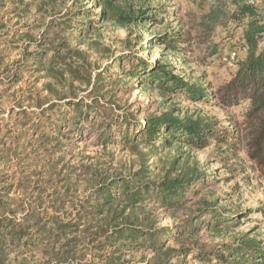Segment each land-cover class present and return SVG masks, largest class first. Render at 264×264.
Segmentation results:
<instances>
[{
	"label": "trees",
	"instance_id": "trees-1",
	"mask_svg": "<svg viewBox=\"0 0 264 264\" xmlns=\"http://www.w3.org/2000/svg\"><path fill=\"white\" fill-rule=\"evenodd\" d=\"M57 1L0 0V9L12 7L26 18L25 27L32 23L24 31L29 41L20 61L5 66L9 51L0 49V84L6 86L0 99L16 87L21 69L28 66L42 74L40 79L61 82L67 75L90 89L86 102L71 92L59 95L48 83L43 90L53 98L34 99L39 111L20 103L5 126L1 120L0 264L21 258L20 264H37L25 257L38 250L44 255L41 264H85L84 251L90 246L99 250L91 253L98 264H187L189 259L201 264H264V247L251 235L208 250L206 235L235 229L250 213L227 215L216 203L196 201L209 175L203 162L192 159V152L213 146L232 154L225 163L243 151L264 175V26L253 15L256 0L233 11L237 18L248 17L245 41L237 49V61L245 58L217 88L200 78L186 79L171 63L150 64L132 56L113 60L93 78L86 65L85 71L76 67L83 55L78 43L95 28L89 18L97 16L96 22L127 29L159 24L158 15L167 11L157 7L149 15L142 1L133 0H91L93 10L81 8L88 0H70L64 9L54 10ZM204 18L203 29L212 21L211 15ZM166 38L157 37L152 44L175 52L182 33L176 30ZM137 86L162 100L214 102L241 121L223 127L215 119L171 104L155 112L139 104L122 105L121 95ZM91 140L94 150L118 148L131 154L139 168L129 173L110 164L93 169L86 163L93 157L82 155ZM171 150L173 157L163 161L162 153ZM46 177L49 183L57 180L49 191L38 187ZM30 183L34 188L27 187ZM16 193L23 198L15 200ZM160 220L172 223L160 226Z\"/></svg>",
	"mask_w": 264,
	"mask_h": 264
},
{
	"label": "rangeland",
	"instance_id": "rangeland-1",
	"mask_svg": "<svg viewBox=\"0 0 264 264\" xmlns=\"http://www.w3.org/2000/svg\"><path fill=\"white\" fill-rule=\"evenodd\" d=\"M70 0H58L54 10L64 9ZM134 3L142 1V7L150 9L149 15H153L154 9L161 7L167 13L157 14L159 24L147 23L142 27L121 28L114 22L101 24L96 22L98 17L94 16L88 20H94V31L90 32L82 42L79 51L83 53L80 59H77L76 67L85 71V67L92 73L93 78L102 72V69L110 65L115 59L132 56L134 59H142L150 64L159 61L171 63L177 69L178 73L192 81L202 79L205 85L217 88L219 85L227 82L238 68L240 60L230 61V56L234 51L244 43V31L247 25V18H237L233 12L237 8H243L244 3L249 0H133ZM257 8L253 10L256 20H261L264 26V0H256ZM65 5V6H64ZM71 5V2H70ZM64 6V7H63ZM91 0L84 1L82 7L85 10H93ZM173 7L176 8L173 10ZM79 7H77L78 9ZM98 12L99 10H94ZM213 11L214 14L212 13ZM211 13V14H210ZM21 13L13 11L12 7L0 9V49H8L9 58L4 59V65L11 67L14 62L20 61V53L28 45L29 39L24 35L26 28H32V23L25 27L26 18H20ZM211 15V23L203 29V19ZM214 15V16H213ZM178 21V22H174ZM181 21V22H180ZM181 31V41L177 42V50L174 52L165 46L156 42L152 44L157 37L172 38L174 31ZM141 40H138V37ZM166 38V39H168ZM168 44V43H167ZM74 46L77 44H73ZM264 47V34L261 36L260 48ZM241 48V47H240ZM35 49V46L32 47ZM18 50V51H16ZM246 50V49H245ZM246 56V55H245ZM5 57V56H4ZM28 66V65H27ZM3 70L0 69V73ZM42 74H36L31 67L21 69L19 82L16 87L7 92L4 99H0V122L5 126L10 120L12 109L19 110V104L31 109H37V102L34 99L44 100L45 97L52 99V95L43 90V86L48 83L54 85V90L59 95L69 92L74 93L79 100L89 101L88 93L90 91L87 85L67 76L65 80L40 79ZM0 78H2L0 76ZM6 78V77H5ZM93 81V79H92ZM130 83L132 81L130 80ZM129 83V88L134 84ZM6 86H1L0 92L3 93ZM33 97V99H28ZM120 103L123 105H141L150 107L152 112L158 109H168L172 106L181 107L190 112L196 111L204 116L215 119L224 127H232L236 119L241 121V117L233 111H225L215 105V103L193 104L184 98H174L162 100L155 92H147L139 88L130 90L124 96L121 95ZM166 102V105H165ZM38 110V109H37ZM33 111V110H32ZM39 111V110H38ZM246 111V110H245ZM231 119H234L233 121ZM92 140L88 142L89 149L82 152L83 157H93L88 162L93 169L102 170L104 165L110 164L114 168L122 169L129 173L139 168V161L129 153H124L118 148L102 151L94 150L91 146ZM225 148L213 146L200 152H192V159L203 162L208 169V178L206 186L201 190V194L196 201L207 199L211 203H216L217 207L227 215H236L238 213H250L249 218L240 220L237 228L223 230L221 233L206 235L205 243L208 250L221 246L223 244H234L241 236L251 235L262 243L264 247V175L251 164L246 153L240 151L237 156L232 157L227 163L223 159L231 153L225 154ZM29 152V151H28ZM110 153H112L110 155ZM173 150L164 151L161 155L162 160H169L173 157ZM78 158L81 154L77 153ZM69 158V157H68ZM45 184L40 183L38 187L43 186L47 191L56 186L49 183V178L44 179ZM35 183H30L27 187L34 188ZM61 181L58 179V184ZM34 190V189H32ZM37 191H40L38 188ZM33 192V191H32ZM15 200H21L23 196L20 193L12 195ZM21 203H18V205ZM172 220H160V226L171 224ZM34 252L26 256L30 263L41 264L44 261L43 253ZM92 252H99L92 246L84 251L86 254L83 263L98 264L94 259ZM34 256V257H33ZM43 256V257H42ZM19 262L10 264H20ZM91 261V262H88ZM57 263V262H56ZM187 264H201L189 259Z\"/></svg>",
	"mask_w": 264,
	"mask_h": 264
},
{
	"label": "built area",
	"instance_id": "built-area-1",
	"mask_svg": "<svg viewBox=\"0 0 264 264\" xmlns=\"http://www.w3.org/2000/svg\"><path fill=\"white\" fill-rule=\"evenodd\" d=\"M243 53L246 52L245 48L242 50ZM239 51H234V53H232L230 56V61H236L238 59V56H239Z\"/></svg>",
	"mask_w": 264,
	"mask_h": 264
}]
</instances>
